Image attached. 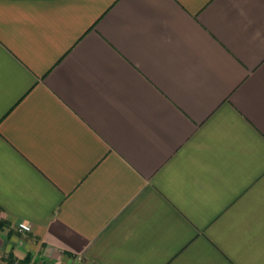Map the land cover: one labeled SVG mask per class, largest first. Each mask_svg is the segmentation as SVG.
I'll list each match as a JSON object with an SVG mask.
<instances>
[{
  "label": "crops",
  "instance_id": "1",
  "mask_svg": "<svg viewBox=\"0 0 264 264\" xmlns=\"http://www.w3.org/2000/svg\"><path fill=\"white\" fill-rule=\"evenodd\" d=\"M0 264H264V0H0Z\"/></svg>",
  "mask_w": 264,
  "mask_h": 264
},
{
  "label": "built area",
  "instance_id": "2",
  "mask_svg": "<svg viewBox=\"0 0 264 264\" xmlns=\"http://www.w3.org/2000/svg\"><path fill=\"white\" fill-rule=\"evenodd\" d=\"M16 229L19 231V232H28L30 231V226L27 224V223H24V222H20L16 225Z\"/></svg>",
  "mask_w": 264,
  "mask_h": 264
},
{
  "label": "trees",
  "instance_id": "3",
  "mask_svg": "<svg viewBox=\"0 0 264 264\" xmlns=\"http://www.w3.org/2000/svg\"><path fill=\"white\" fill-rule=\"evenodd\" d=\"M31 260V255L27 257V260H25L24 262L28 263Z\"/></svg>",
  "mask_w": 264,
  "mask_h": 264
}]
</instances>
